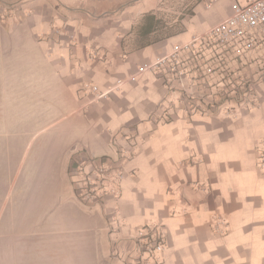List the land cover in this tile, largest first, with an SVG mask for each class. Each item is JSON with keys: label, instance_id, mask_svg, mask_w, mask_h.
<instances>
[{"label": "crops", "instance_id": "1", "mask_svg": "<svg viewBox=\"0 0 264 264\" xmlns=\"http://www.w3.org/2000/svg\"><path fill=\"white\" fill-rule=\"evenodd\" d=\"M164 1L0 0V99L46 116L39 154L0 190V264H264V47L185 52L246 0H199L172 22ZM175 52L187 74L252 78L253 104L185 109L186 78L161 64ZM80 158L121 173L116 193L80 202Z\"/></svg>", "mask_w": 264, "mask_h": 264}, {"label": "rangeland", "instance_id": "2", "mask_svg": "<svg viewBox=\"0 0 264 264\" xmlns=\"http://www.w3.org/2000/svg\"><path fill=\"white\" fill-rule=\"evenodd\" d=\"M198 0H166L162 8L168 22L190 13ZM262 59V57H261ZM264 59V58H263ZM203 65L194 74L188 72L187 79L180 83L182 105L191 111H220L253 104L251 98L256 90L255 81H244L236 77L235 67L221 65ZM193 69V68H192ZM264 70V62L254 68L255 80ZM246 78V77H245ZM221 81V82H220ZM2 86V85H1ZM5 106V99H0V190L5 192L10 177L18 170H27L32 158L39 154L44 138L39 135V128L44 123L43 115H15L10 107ZM11 110V111H10ZM264 151V145L259 147ZM40 158V155H39ZM81 166L84 158H80ZM259 168L264 170V167ZM3 200L0 195V205ZM151 255L142 253L141 259L148 260Z\"/></svg>", "mask_w": 264, "mask_h": 264}, {"label": "built area", "instance_id": "3", "mask_svg": "<svg viewBox=\"0 0 264 264\" xmlns=\"http://www.w3.org/2000/svg\"><path fill=\"white\" fill-rule=\"evenodd\" d=\"M196 44L206 46L209 50L212 47H221L227 50L235 49L238 53L251 51L264 47V0H246L244 4H236L232 14L222 23L212 28L206 35L196 38L190 46H185V52H193ZM183 49L181 51H183ZM162 69L168 73L175 74L181 81L186 78L187 72L182 66V57L179 52H175L168 61H162ZM97 92V88H93ZM106 94H101L105 96ZM261 162L264 167V151H259ZM85 166H80L71 171L76 197L82 203H90L103 199L108 193H116L117 183L122 178L121 173H117L108 167L103 161L95 162L88 160ZM89 166L90 169L85 168ZM112 177L111 188L105 183ZM164 242L159 236L155 242L144 241L140 246L142 253L150 255L155 252L162 253Z\"/></svg>", "mask_w": 264, "mask_h": 264}, {"label": "trees", "instance_id": "4", "mask_svg": "<svg viewBox=\"0 0 264 264\" xmlns=\"http://www.w3.org/2000/svg\"><path fill=\"white\" fill-rule=\"evenodd\" d=\"M198 1H199V0H198ZM198 1H197V2H198ZM197 2H196V3H197Z\"/></svg>", "mask_w": 264, "mask_h": 264}]
</instances>
